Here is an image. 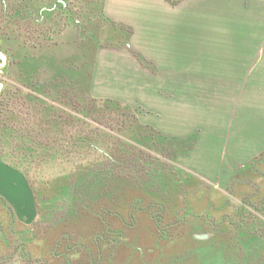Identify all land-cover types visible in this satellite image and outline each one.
Wrapping results in <instances>:
<instances>
[{
  "label": "rangeland",
  "instance_id": "374dc122",
  "mask_svg": "<svg viewBox=\"0 0 264 264\" xmlns=\"http://www.w3.org/2000/svg\"><path fill=\"white\" fill-rule=\"evenodd\" d=\"M102 3L104 13L90 11L92 4ZM139 5L146 9L136 8ZM148 6L143 0L119 4L117 0H0V29L11 37L13 47H22L23 60L28 59L29 65L37 66L42 56L74 54L75 66L80 67L81 55L91 41L97 48L124 46L156 71V63L131 45L143 31L115 20L132 29L123 43L119 38L126 28L109 17L112 12L122 17L149 15ZM186 27L177 29L181 68L188 73L182 78L183 90L165 93L168 98L123 90L125 102L113 107L81 91L56 89L58 84L48 81L53 73L49 68H39L32 78L33 84L48 81L45 92L34 85L26 87L20 79L15 82L21 56L10 46L4 51L3 90L17 85L33 96L26 98L24 92L16 91L8 104L11 108L1 106L0 135L5 125L14 126L15 132L11 142L0 136V155L26 172L39 190L40 202L37 206L33 192L32 225L21 221L12 225V208L0 196V264H264V45L258 61L253 59L255 47L247 45L249 49L231 58L229 75L209 76L207 72L219 69V54L200 45L195 49L185 37ZM187 28L192 37L206 35L201 27ZM13 63L16 68L9 67ZM117 64L122 68L121 60ZM253 64L252 74H243ZM199 71L205 75L195 73ZM20 78L25 83L26 77ZM41 100L57 107L51 111L50 122L43 116L46 104ZM86 107L90 114L85 117L79 111ZM136 117L157 131V139L185 140L189 149L170 155L174 153L170 148L169 155L157 156L154 147L123 145V139L139 130ZM87 137L93 138L90 144L85 142ZM103 156L111 163L100 165ZM154 157L161 158V167ZM163 170L176 174L171 176L172 183L170 177H161ZM58 176L67 178L61 182L64 187H56ZM102 184L107 192L111 185L129 196L120 214L116 203L114 212L103 214V195L95 193ZM178 185L185 190L175 196ZM162 197L171 202L164 205L158 201Z\"/></svg>",
  "mask_w": 264,
  "mask_h": 264
},
{
  "label": "crops",
  "instance_id": "0c3cea01",
  "mask_svg": "<svg viewBox=\"0 0 264 264\" xmlns=\"http://www.w3.org/2000/svg\"><path fill=\"white\" fill-rule=\"evenodd\" d=\"M117 2L119 4L122 0ZM143 2L149 3V15L135 14L122 17L115 16L111 10L109 17L114 21L134 25L137 30L143 31L140 38L132 39L131 45L134 49L140 50L149 61L156 63V71L143 65L124 46L97 48L90 86L92 97L125 102L122 100L123 90L154 92L160 98H168L165 93L181 92L182 78L188 76V73H183L181 68L182 46L180 47L181 40H178L177 30L178 26L183 24L192 30L201 27L206 33L205 36L192 37L190 29L186 27L185 37L191 40V45L195 49L200 45L202 50L219 54V69L207 72L209 76L229 75L231 58L234 59L233 55L240 50L249 49L247 45L255 47L252 49V53L255 54L254 60L258 61L263 55L264 0H183L177 6L170 5L166 0H143ZM136 8L146 9V6L139 5ZM154 12L157 14L155 15ZM231 53L234 54L231 56ZM119 60L122 68L117 64ZM126 62L131 69L125 66ZM237 64L240 66L242 63L239 60ZM255 68L256 64H253L251 71L243 74L251 75ZM200 72L202 71L195 73ZM202 75L205 73L202 72ZM114 76L119 78L115 81ZM173 104L175 107V103ZM161 113L165 115L164 112ZM0 196L13 210H9L12 225L20 221L26 226L32 225L35 216L33 191L25 175L2 160H0Z\"/></svg>",
  "mask_w": 264,
  "mask_h": 264
},
{
  "label": "trees",
  "instance_id": "16d2710c",
  "mask_svg": "<svg viewBox=\"0 0 264 264\" xmlns=\"http://www.w3.org/2000/svg\"><path fill=\"white\" fill-rule=\"evenodd\" d=\"M166 1L169 2V4L175 6V5L179 4V3H181L183 0H166ZM90 11H93V13H95V14L97 13V11L100 14H101V12L104 13V3H102L101 6H98V4L97 5L96 4H92L91 8H90ZM111 22H114L115 24H119V23H116L115 21H112V20H111ZM119 25H121L122 27H125L126 30H127V33H124V34L121 33L122 37L119 38L124 43L129 38V36H130V34L132 32V29H131V27H129L127 25H123V24H119ZM124 35H125V37L123 38ZM9 40H11V37L8 36L6 33H3L1 31V29H0V47H1V49L3 51H8L9 50V46H10L11 48H13V52H14L15 55H17V57L21 56L20 57L21 61L18 60V63L16 64V67L19 64V71L20 70L21 71L19 73H17L19 75L18 78L13 77L15 82H17L18 79H20V81H22V84L25 85L26 87L30 88V87H33V85H34L35 89H37V90H39L41 92H45V90L47 89L48 81L50 83L55 82L56 84H58V87H56V89L65 88V89H67V91L68 90L81 91L84 94H87V96L90 97L91 100L97 101V102L98 101L106 102L107 105H109L111 107L122 105L119 101H117L115 99H111V98L97 99V98H94V97L91 96L90 86H91V81H92L93 64L95 62V55H96V51H97V46L92 45L93 42L89 41L90 45L87 47L88 50L85 49V53H83V55H81L83 57L82 58L83 59V63L80 65V67L77 66V65L75 66L74 60H77L78 57L77 56L75 57L74 54H70L68 56H62L61 58H57V56H54V55L53 56H50V55L49 56L48 55L47 56H42V58L39 60V64L37 66H35V65H32V64L29 65V63H28L29 60L28 59L27 60H23L24 56H25V53H22V51H21L22 47L21 48H20V46L13 47V43H10ZM120 44H122V43H120ZM42 46L44 47V46H47V45H46V43H43ZM114 46H119V45L115 44ZM22 55H23V58H22ZM142 60H143V62L146 65H150V63L148 61H146L144 58H142ZM43 61H45V62H43ZM14 64L15 63H13V65H11V66L9 65V67L14 66ZM45 64H47V67H46ZM42 66H43V68H42ZM16 67L14 66V68H16ZM150 67L152 68V65ZM39 68L43 69L44 71H47L48 68L51 69L53 71V73H51V79H49L48 81H44L43 83L33 84V79L32 78H33L35 72H37V70H39ZM78 73H79V75H77ZM20 75L26 77L25 83L20 78ZM76 78L78 80H76ZM15 86L11 85L9 89L5 87L4 90L2 91V93L0 94V109H1V106H4V105L9 107V108H11L10 106H8V104H9L10 99H12L14 96H16L15 95L16 91L19 92V93L20 92H24L27 95L26 98H28L30 96H33L26 89H21V88L17 87V85H15ZM13 88H15V90H13V91L10 90V89H13ZM41 101L44 102V104H46V107L43 108V116H46V118H49L47 121L50 122L51 121L50 114L52 113L51 111L54 108L57 109V107L54 106V105H51L52 107L51 106L48 107L49 102H45L44 100H41ZM98 106H104V104L100 103ZM104 107H106V105ZM71 108H73V107H71ZM73 109H76V108H73ZM87 111H88V107H86L84 109H81V111H79V112H81L83 114V116L86 117L87 115L90 114V111L89 112H87ZM53 121H54V123L57 122V120H54V119H53ZM135 122H136V126L138 125L139 130H135L137 133L131 134V135H129V137L126 136L127 138L123 139L122 144L125 145V146L135 143L136 145H138V146H140V147H142L144 149H148V150H150L151 147H154L155 150H157L156 151L158 153L157 156L169 155L168 153H170V151H168V150L170 148H172L173 151H174V153L172 152V153H170V155H176V154H179V153H181L182 151H184L186 149H189V147H190V145L186 144L185 140H179L177 138L176 139H171V140L157 139V131L153 127L148 126V125H142L139 122L137 117L135 119ZM2 128H3V134L0 135L1 138L4 139V142H5V140L6 141L9 140L11 142L13 140L12 137H13V133L15 132V127L14 126L10 127L8 125H5ZM94 128H96V127H94ZM89 139H91V141L93 140V138L87 137L85 139V142H89V144H90L91 142H90ZM22 141H23L22 144H25L26 141H24V140H22ZM31 142L32 141H30V143ZM30 143H28V144H30ZM2 144L3 143L0 142V146H3ZM92 147L95 148L96 144L92 145ZM119 147H120V149L123 148L122 145H120ZM112 151H114V150H112ZM109 154H112V153H109ZM101 155H103V154H101ZM150 156H152V155H150ZM101 158L102 159H99V162H98V163H100V165L103 164V163H106V162L111 163V161H112L109 158L108 159L105 158V156H103ZM153 159H154L153 161L155 162V164L157 163L160 166V163L162 161L161 158L154 157ZM0 160H2L5 163L15 167L16 169L20 170L25 175V177H26V179H27L32 191L34 192V195H35V198H36V202L38 204L37 206H39V202H40L39 190L37 191V189L33 188V184L30 181L29 177L27 176L26 172L23 171L21 168H19L18 165L13 164V163L9 162L8 160H6L1 155H0ZM82 165L80 164L79 167L82 166ZM164 171L165 170H163L160 173L161 177H163V178H164V176L170 177L169 182L172 183L173 180H171L172 179L171 176H175L176 174L175 173L173 174L172 172H166V171H165L166 172L165 173ZM81 172H83V171H81ZM85 173H86V170H85ZM62 177L67 179L65 176H62ZM78 177H77L76 181L79 179ZM63 178H61L60 176L55 177L54 182H56V184H58L56 186L57 188H58V186L59 187H64L63 186L64 184H61V182L64 181ZM177 180H178V178L176 179V181ZM89 181L90 180H88V182ZM110 181H111V185H113V180H110ZM149 181H150V179H149ZM79 182H80V180L77 182V184ZM100 182L103 183V179H101ZM77 184H75V185H77ZM68 185L72 187L74 184H68ZM111 185L109 186L110 192L106 191V188H105V186L103 184H102V186H103L102 189H100L99 191L95 192L96 196H98V197L103 195V197H102L103 199H102V201H100V206L102 205L101 210L104 212L103 213L104 215H109V214H111V212H114L113 206L115 205V203H116V206L118 204V206L116 207V210H118L117 213L120 214L121 211L125 209V207L127 205L126 203L130 199V198H128L129 196L127 195V193H125V190H122V192L120 191V193H119V192H117L116 187L113 190V188H112L113 186H111ZM180 189L185 190V187H183V186L179 187V185H178L174 189L173 195L176 196V194L179 193ZM92 197H93L92 195L88 196V197H84V196L82 197L81 196L80 199H82V198L83 199H90ZM152 198L154 199L155 197L152 196ZM170 200H171L170 198L166 199V197L158 198V201H162L164 205H166V203H169ZM93 202H94L93 206H96L97 203L95 201H93ZM83 203H85V201ZM135 203H139V201H137ZM91 204H87V205H91ZM97 206H98V204H97ZM38 212L41 214V216L43 215V212L41 210H38ZM28 229H33V227H30V228L28 227ZM35 232H36V230L33 229V233H35ZM65 251H68L67 250V246L65 247Z\"/></svg>",
  "mask_w": 264,
  "mask_h": 264
},
{
  "label": "water",
  "instance_id": "95a60500",
  "mask_svg": "<svg viewBox=\"0 0 264 264\" xmlns=\"http://www.w3.org/2000/svg\"><path fill=\"white\" fill-rule=\"evenodd\" d=\"M6 55H5V52L1 49L0 47V71H2V66L6 64ZM3 87H4V84L2 82H0V94L3 90Z\"/></svg>",
  "mask_w": 264,
  "mask_h": 264
}]
</instances>
